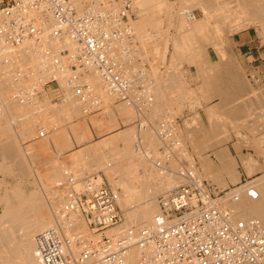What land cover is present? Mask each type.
<instances>
[{
  "label": "bare ground",
  "instance_id": "6f19581e",
  "mask_svg": "<svg viewBox=\"0 0 264 264\" xmlns=\"http://www.w3.org/2000/svg\"><path fill=\"white\" fill-rule=\"evenodd\" d=\"M138 1L139 2L135 1L136 7H142V6L147 5L146 1H144V0H138ZM187 1H189V3H190L191 0H187ZM193 1H195V0H193ZM158 2L156 1L154 4H157L158 6L163 5L161 2H159V3ZM236 2L238 3V6L236 3H234V2L233 3L237 7L240 8L241 12L239 11V13H241L242 16L249 17L250 23H252L255 20H258V22L260 21V23L263 22V25H264V0H242V1L240 0V2H238V1H236ZM222 3L223 2L219 3L215 0H205V2L203 3V6L205 9L204 11H206V13H204V14L208 15L209 18L211 17L210 13L212 16L214 15L213 12L214 13L217 12V15H218V13L221 11V14H222L223 12H225L223 10V7H222V6H224L223 5L224 3L223 4ZM234 4H232V5H234ZM116 5H114V6H116ZM228 5H231V4H228ZM109 7H111V6H109ZM111 8H109V10L112 12ZM227 8L228 7H225V10ZM115 9H116V7H115ZM140 10H142V9H140ZM115 12H117V10H115ZM226 13L230 14L229 10ZM234 13H235V15L238 14L235 11H234ZM228 14L226 16H228ZM222 16H224V15H222ZM222 16H221V18H222ZM230 17H232V16H230ZM185 18L180 17V22H179L180 29L181 30L188 29V31L193 30L192 32L193 33L195 32L197 34V37H198V32L203 33L207 38H210V42H212L211 46H213L215 49L220 48V51L218 52V54H220L222 56V54L224 53V50H226V48L224 47V44H227V43L229 44V41H230L229 38L231 37V35H233L230 33L231 31L229 32L230 35H229V33L228 34L225 33L228 37L227 36L224 37L225 35L222 34L224 30L222 28H220L219 25H217V26L214 25V27L213 26L209 27L210 25L207 26L206 24L208 23V21L206 20V18L205 19H195L192 21H186ZM156 20H158V19H156ZM168 20H169V18H168ZM201 20L203 21V23H201ZM188 22H193V23L190 24ZM236 23H238V22H236ZM156 24H159V23H156ZM193 25H195V27ZM132 27L134 30L135 37L138 40V43H140V45L137 47V49L134 50V52L137 55V57L139 56L142 58L141 60H143L144 49L145 48L148 49L149 47L152 46L153 43L150 42V40L149 41L146 40L147 35H143V33L145 31V30H143L144 28L141 29L140 26L138 28L134 23H132ZM152 32L153 31L151 30V33ZM145 33H150V32L147 31ZM188 34H189V32H188ZM150 35L151 34H149V36ZM190 36H192V35H190ZM218 40H221L222 43H217L216 41H218ZM45 42H46L45 47L43 49H40L39 52H31L30 51L27 54H25V53L20 54L18 56L17 62H15V63H17L16 66H12L8 62H6V63L0 62V131H1L0 132V143L2 142V138L4 136V135L3 136H1V135L5 134V130L13 129L17 132V136L21 141H30L31 142L30 145H32V146L28 147L29 151L33 150V152H34L36 150V151L41 152V153H43V152L47 153L51 149L52 150H58V151H60V150H62V151L66 150L67 151L72 147L74 142L76 144H74L73 146H75V145L78 146L77 145L78 143L80 145L79 141L86 140V139H89L90 137H92L90 135L91 131L89 130V126H91L92 129L96 128L93 126V124H99L101 126L100 128H96V129L98 130V132L100 134H102L101 132H103L102 136H104L106 138L103 137L102 140L99 139L100 142L104 143L103 145L101 144L102 146H100V147H99L100 142L98 144V142L95 141V142H97L96 143L97 145H93L91 147H90V145H91V143H90L89 148H86L85 150H87V153H89V154L92 153L91 155H85L83 153L84 150L83 151L78 150V152L76 153V156H75L74 152H76V151L71 149V151H74V152H72L74 154L72 156L74 158L73 161H75V160L78 161L77 165H76V163L74 164V162H73L74 166L72 168H69L68 170H66V172L67 171L68 172L64 174V177H62V175H61V177L58 180L57 179L56 180L54 179L55 181L53 180V183L55 185L60 183L59 186H56L57 188L58 187H60V188H58V189L53 188L52 190L48 189L52 192L51 199H48L49 197H47L45 192L41 193L39 191H36V189L27 192V190L24 187L25 184L23 185V183H25L24 178H26L24 176H26V175L28 176L30 171L28 173L29 167L28 168L25 167V164H24L25 162L21 163V167H22V171H23V172H21V174L23 173V175L21 177L22 178L21 183L18 182V185H17V182H16V186L12 187V185L9 182H8V184L6 182V185H9V184L11 185V187H9V188H11V190H8L9 191L8 195H7V190H6L5 196H2L0 194V196H1L0 197V204H3V205H5V207H7L6 211L0 215V264H40L39 256H38V253L36 250L37 248H36V244H35V238H36L37 234H39L42 231L56 225V224H53L52 222L56 221L57 218H59L58 212L63 211L66 208L67 204L70 206V203H71V198H70L71 196L70 195L72 194L71 192L81 193L82 191H84L85 183H83L81 181V179H82L84 173L87 174L89 172H93L92 171L93 166L91 163L88 162L89 161L88 158L89 157H90V159L93 158L92 155L95 151V148L100 149L102 147L103 151H104V149L107 150L106 152L104 151V153H102V154L99 153L100 150L98 151V153L100 154L99 159L102 162V164L99 166H102V169L105 170V173H106L109 181L111 183H113V185L115 184L117 187L122 189L121 192H117V193H119V205L122 207V209H124V214H125V216H124L125 217V224L123 225L122 228L131 227V226L136 227V228L151 226L154 222L155 217L158 216L160 213V211H159L160 207H158L157 202H156L157 196L159 194L161 195L162 193L166 194L181 184L180 183L181 177L177 174V170H176L177 169V165H176L177 163L175 162V160H173L170 150L167 151L166 154H162L159 150L160 146L162 145L160 138L158 136L159 132H167L171 138V142L173 143L175 140V142H176L175 146H177V147L183 146V144H182L183 140L181 141V139H180V135L183 133H181V130L176 129V126L175 127L173 126V123H172L173 120H171V118H173L172 117L173 115L169 116L167 118L165 117L164 126L162 125L163 128L160 127V129L157 130L156 128H153V125H152L151 126L152 128H150V126H148V127H145L144 130L142 129L140 131L141 135H139V136L142 139V144H143L142 146L144 147V149L142 147V150L141 149L140 150L143 152H140V150L137 149L136 146H135L136 148L133 146L134 147L133 151H135V153L131 154L130 157H124L122 155V150L125 148L126 149L132 148V139H131L132 138L131 137L132 131L131 130L116 131L117 129L115 130L116 131L115 133L110 131V129L112 127L114 128V126H117V123L121 122V119L119 118L120 116H123L124 118H126V115H128L129 113H132V111L134 112L133 109H136L135 104H131V103H129V101L119 102L118 105L114 104L113 106H107L104 109L99 110V114L93 116L90 120L83 121L81 118V120L83 122H79V123H77L78 121L74 122L76 124H70V125L66 126V128L63 127L62 128L63 130L59 129V131H57L58 128H55V127H57V125H59L60 123L63 124L65 121L73 120V118L75 119V115L77 113L78 114L81 113L80 110L83 108L84 103H88V105H89V103L91 102L92 99H95L98 101H103L104 103H106L111 98L113 99V94L110 93L108 86L103 83V80H102L99 72H92V71L86 72L85 76L80 81L78 80L77 82H75L74 85L80 84V82H84L85 84H87L88 90H84L83 93L80 95L75 94V93L73 95H69V97L67 95V100L66 101L64 100L65 102H63L60 105L59 104L58 105L52 104L51 102L42 103V102L38 101V99H35L33 101L31 99L30 100L26 99L25 101L21 102V98L18 99L16 97L17 93L20 94L22 92L21 94L25 95V94H28L29 92H31L33 89L35 90V89H37V87H41L42 83L44 84L45 81L51 77H55L61 86L66 85L65 89L68 91V94H69L70 89H68V87H69L68 82L70 81V79L65 74V72H63V69H58V67L55 68L53 65H51V63L49 61L51 59H49L48 56H46L44 53V50L46 47H49L52 45L55 46V44H57V42L54 40L53 41L49 40V39H47ZM214 42H216L215 45H214ZM209 45H210V43H209ZM68 49L74 56L76 53L75 48H73L72 46H68ZM119 50H121V49L119 48ZM119 50L116 49L115 53H118ZM208 53H209V51L207 49V45L206 46L203 45L201 48H199V49L196 48V50H195L196 60L198 59V57L200 58V56H204V55L206 56L205 61L202 62L203 65L202 64H201L202 66L200 65V68L203 69L202 71L205 72L204 77H203V80H204L203 84H204L205 88L202 90V87H201V91H203L202 93L203 94L205 93L204 97L206 96L204 99H207V97L210 96L212 93H217L219 95L225 96L226 102L228 103V106H229L230 103L232 104V102L235 104V100L238 99L236 97H238V96L240 97L241 95L247 96L248 95L247 93L252 94V92H251L252 90H250L251 88L249 89V87H247V85L242 81L239 73H237L235 71V65H233L231 63V61H233V60L227 59L226 63L225 62L222 63L221 69L218 70L215 68L214 64L210 60ZM227 53H228V51H227ZM132 55L133 54H131V56ZM231 55H230V57L232 58ZM70 57H69V59H70ZM59 58H61L62 63L66 62L68 59V57H59ZM224 58H223V60H225ZM213 70H216L218 72L219 84L216 83L217 85L212 82V78L210 75V73ZM173 75H175V74L173 73ZM163 77H164V79H162ZM163 77H161L160 81L159 80L158 81L153 80V82L155 84L152 83V86L153 85L154 86L151 89V92L147 93L148 92L147 91L146 95L143 93L145 98L140 102V104L143 105V109L145 110V112L148 111L149 114L150 113L154 114L153 117L155 116L156 112L161 111L162 106H168V108H173V110H174L175 107L178 106V103L181 101V99L178 97L176 98L177 100H173L174 98L172 99L171 97L174 95H180L181 89H182V88L180 89V87H181V84L183 82H181V84H180V82H178L179 80L177 81V79L174 76H171V77L163 76ZM243 80H244V78H243ZM145 81L146 80H144V82ZM147 82H148V80H147ZM69 83H70V87H72V83L71 82H69ZM143 85H145V83ZM147 85H149V83H147ZM147 85H145V86H147ZM152 86H148V87H152ZM85 88H86V86H85ZM262 89L260 88V90H262ZM146 90L147 89H145V91ZM101 92H102V94H101ZM65 93H67V92H65ZM259 93H261V91ZM255 94L253 93L252 95L255 96ZM30 95H31V93H30ZM193 95H195V94H192V96ZM190 96H191V93H190ZM29 97H31V96H29ZM161 97L163 98V100H165L164 101V102H166L165 104L163 101L161 103V101H160ZM255 97H257V96H255ZM191 98H190V100H191ZM212 98H214V97H212ZM185 100H187V96H186ZM197 100L195 98H193V100H191V101L192 102L194 101L196 103ZM243 101H242V103H243ZM117 102H118V100H117ZM251 102H253V101H251ZM261 102L258 98L257 104H261ZM160 103L163 105L161 106ZM189 103H191V102H189ZM196 104L198 105V103H196ZM253 104H255V102H253ZM86 105L87 104H85L84 107H87ZM104 105H106V104H104ZM142 105L141 106L139 105V106L142 107ZM221 105H222V103H221ZM221 105L220 106L217 105V107L213 106L209 109V115L211 117H213V119L215 117H221L223 110L226 111L225 108H227L228 106L227 107L225 106V108L223 109L224 105H223V107H221ZM244 105L246 106V107L244 106V109L249 110V108H250L249 104L247 103ZM159 106H161L160 109L157 108ZM95 107H96V104H95ZM136 107H137V105H136ZM163 108H165V107H163ZM253 108H255V107L253 106ZM258 108H261V107L259 106ZM94 109H96V108H94ZM238 109L239 108H237L234 112H232L233 113L232 116H237L238 113L239 114L241 113L240 109L239 110ZM245 110H242L244 114L250 113L247 111L245 112ZM137 111H139V110H137ZM141 111L143 112V110H141ZM166 111L167 110H165V112ZM168 111H169L168 113H171L169 109H168ZM263 111L264 110H262V113H263ZM145 112H143V113L146 114ZM256 112L258 113L259 111H256ZM139 113H141V112H139ZM243 113H241V114L243 115ZM134 115H136V113H134ZM141 115H143V114H141ZM127 117H129V116H127ZM132 117H133V114H132ZM134 117H136V116H134ZM155 117H158V115ZM255 117H253V118H255ZM137 118L138 117H136L135 120ZM124 120H127V118ZM40 121L42 122L43 126H41L42 124ZM127 121L128 122H126V121L125 122L128 124L129 120H127ZM194 122H195V120H194ZM263 124H264V122H263ZM66 125H67V123H66ZM125 125H124V127H126ZM250 125H249V127L253 126V125L252 126H250ZM259 125H260V122H259ZM39 127H41V128H39ZM49 127L52 128V130H50V131H52V133L46 132L45 134H43L41 136L37 135V133L38 134L40 133V130L43 131V129H44V131H46V129H48ZM263 127H264V125H263ZM120 128H121V126H120ZM210 129H212V128H210ZM217 129H219V127H217ZM254 129H255V126H254ZM254 129H252V130H254ZM261 129H259V131ZM263 130H264V128H263ZM3 131H4V133H3ZM15 131H13V132H15ZM211 131L213 132V130H211ZM220 131L222 132V130H220ZM255 131H253L252 133H254ZM133 133L136 134V131ZM137 133H138V130H137ZM201 133H204V135H205V136L201 135V136H203L202 139L204 137H206L208 134L206 132V129L194 131V133L191 134V137H190V138H192L191 143L199 144V145L202 144L203 142H201V140H198L199 134H201ZM7 134H9V136H10L9 132H7ZM11 134H13L12 131H11ZM13 135H11V136H13ZM36 135L38 137H36ZM209 135L210 134H208V136ZM217 135H218V133H217ZM15 136H16V133H15ZM213 136H216V135L213 134ZM41 137H43V139H40ZM18 138H17V140H18ZM179 139H180V141H179ZM211 139H212V137H211ZM134 140H136V139H134ZM207 140H208V138H207ZM220 140H218V141H220ZM259 140L261 142H264L261 139H259ZM5 141H6V139H5ZM11 141L12 140H10V142ZM121 141H125V142H123V144H122ZM226 141H228V139ZM6 142L5 143L3 142V143L7 144ZM10 142H8V143H10ZM32 142H34V143H32ZM210 142H211V140H210ZM221 142H222V140L220 141V143ZM11 144H13V142ZM133 145H134V143H133ZM241 146H242V144H241ZM177 147H175V148L177 149ZM206 147H209V145ZM182 148L184 150V147H182ZM197 149H198V147H197ZM237 149L239 150V148H237ZM194 150L196 151V149H194ZM2 152H3V148H2V146H0V153H2ZM10 153H12V152H10ZM15 153H17V152H15ZM186 153H187V150H186ZM8 154L6 156H8ZM184 154H185V152H184ZM199 154L200 153H198V155ZM149 155H150V157H149ZM25 156L26 155H24V157ZM163 156H165V159H170L172 161V163H171L173 166L172 169L164 168L163 165H160V164L158 165L156 163L152 165V163H154L155 160L153 161L151 159V157L156 159L157 157L163 158ZM184 156H186V155H184ZM217 156L219 158L218 160L220 161L219 165L213 164V162L208 161V159H203V161L201 160L202 161V163H201L202 164V166H201L202 171L199 169L200 170V172H199L198 170H196L197 169L196 166H195L196 168L195 167L193 168V165L191 168L192 171L199 178H201V176L204 175L207 179H210L211 181H213L216 184V186H218L221 189L227 188L228 184L236 185L237 183H239L240 182V172H239V169H238L235 161L233 160L234 158L233 159L230 158V156L227 154V152L225 150L220 151L219 154H217ZM20 157L23 158V156H20ZM69 157H70V155H69ZM69 157H68V162L70 160ZM133 157H136L138 159L139 164H142V166L144 168L147 167L145 169V171L142 172L141 175L134 176V175H132L134 173L129 174L128 173L129 169L125 167V166H127L128 160H131ZM2 158H4V157H2ZM15 158H16V156H15ZM113 158L118 159V165L116 167L109 164V161H111ZM12 159H14V157ZM18 159H19V157H18ZM26 159L28 160V158H26ZM4 160L5 159H3V161ZM241 160H242L245 168H247L248 171L251 172V174L252 173L254 174V172L259 170L257 163H255L256 160L254 161V159L252 157L246 158V157L241 156ZM14 161L17 162L18 160L16 161L14 159ZM21 161H23V160H21ZM42 161H45V160H42ZM97 161H99V160H97ZM59 162H61V159L58 162H52L51 164H49L47 166L45 165L46 166V167L44 166L45 168L40 169V167H39L40 170H38V171H45L44 172L45 174H46V172H50V174L51 173L54 174L53 172L55 170H57L58 168L61 169L63 167V169L64 168L66 169V166H68V165H65L64 162L63 163L62 162L59 163ZM99 162H98V164H99ZM174 162H175V164H174ZM257 162H258V160H257ZM44 164H45V162H44ZM73 164H71V166ZM190 164H193V161H191ZM26 165H29V164L27 163ZM40 165H42V164H40ZM71 166H69V167H71ZM99 166H97V167H99ZM189 166H191V165H189ZM18 167H20V166H18ZM1 168H3L4 170H8V165L6 168L5 163L1 162L0 163V170L2 171ZM9 168H10V166H9ZM94 168H95V166H94ZM10 170H11V168H10ZM3 173H4V171H3ZM9 173L11 174V171ZM16 173H18V172H16ZM200 173L203 175L200 176ZM52 174H51V176H54ZM5 175H6V173H5ZM5 175H4V177H5ZM11 175H13V174H11ZM87 175H89V174H87ZM15 178H16V176L14 177V179ZM8 181H10V180H8ZM261 183H264V176L261 178L255 179L252 183L253 189L255 190V193L257 196L256 199H250L247 197V193H246V191H247L246 187L247 186L241 187L235 191L236 193L241 195V201L239 203L235 204V206H234V209H235L239 219H241V220L256 219V220H259L264 225V186H262L260 191H258L256 189V185L261 184ZM33 185H36V184H33ZM113 187H115V186H113ZM34 188H35V186H34ZM39 190L42 191V189H39ZM115 191H117V189ZM2 193H3V191H2ZM63 203H65V206H63L64 205ZM58 204H59V207H63V209L60 208L61 210L57 209L58 211H52L53 209H51V207L52 206H58ZM69 216H70V219L72 220V223H74L76 226L75 229H72L69 233L74 234L76 236L81 235L84 237V239H89V237H91V236L89 235V232L85 227L86 223L84 222V224H85L84 225L83 220L80 217H78L76 214L75 215L69 214ZM140 255H141V252L139 250H133L130 253L129 264H138V260H139Z\"/></svg>",
  "mask_w": 264,
  "mask_h": 264
},
{
  "label": "built area",
  "instance_id": "2783aa9c",
  "mask_svg": "<svg viewBox=\"0 0 264 264\" xmlns=\"http://www.w3.org/2000/svg\"><path fill=\"white\" fill-rule=\"evenodd\" d=\"M117 1L122 3L118 14L105 8L104 3ZM135 10L134 0H0V62L16 66L20 54L39 52L47 39L54 40L57 44L44 53L51 65L63 69L75 94L88 90L75 82L86 72H99L113 98L136 104L145 98L137 94L143 79L125 74L137 63ZM68 46L76 52L70 59ZM59 57L68 59L62 63ZM34 98L25 96L21 102ZM158 136L160 152L172 150L169 134ZM142 145L140 137L137 149ZM177 174L181 184L160 197L159 215L142 228H122L125 217L119 194L99 178H86L84 191L70 195V206L58 212L56 225L37 234L40 264H129L133 250L141 252L138 264H264V225L256 219H239L234 209L241 201L235 191L241 187L247 186L248 198H257L253 181L220 190L192 169L181 166ZM69 214L86 223L89 239L69 233L76 227Z\"/></svg>",
  "mask_w": 264,
  "mask_h": 264
},
{
  "label": "rangeland",
  "instance_id": "374dc122",
  "mask_svg": "<svg viewBox=\"0 0 264 264\" xmlns=\"http://www.w3.org/2000/svg\"><path fill=\"white\" fill-rule=\"evenodd\" d=\"M135 1L139 2L138 0H135ZM135 1H134V3H135V8H136V10H135L136 14H135V18L133 19L132 23H134L138 28H139V26L141 29L144 28L143 30H145V31H144L143 35H147L146 40H148V41L150 40V42H152L153 44L148 49H146V48H145L146 50L144 49L143 60H141L142 59L141 57H139V56L137 57V55H136V57H134V59L137 60L136 65L127 68L125 70V74L129 73L131 76H134V75L139 76L140 75V77L143 79V84L145 83V85H147V83H149V85H147V86L144 85V87H143L144 89L142 88L140 91L137 92V94H143L144 93L146 95L147 93H150L151 89L154 86V85L152 86V83H154L153 80H155V81L159 80L160 81L161 77H163V76H165V77L174 76L177 79V81L179 80L178 82H180V84H181V82H183L181 84V87H180V89L182 88L184 90L183 91L181 89V93H180L181 96L180 95H174L171 97L172 99L174 98L173 100H177L176 99L177 97L181 99V101H180L181 103L180 102L178 103L179 107L177 105H176L177 107H175L176 112L172 116L173 117L172 120L174 122V125L178 129H180L182 131V133L185 134L183 136L184 140H185V149L181 150V151L180 150L176 151L175 149H172L173 153H171L173 160H175V162L177 163L176 164L177 165V169H176L177 172H178L179 167H181V166L191 169L192 165H193V168L196 166L197 167L196 170H198L200 172V170L202 171V167H201L202 164L201 163H202L203 159H208L209 161L213 162V164L219 165V160H218L219 158H218L217 154H219V152L221 150H223V151L225 150L227 152V154L230 156V158H232V159L234 158L233 160L235 161V163L239 169V172L241 173L242 176L250 177L251 181H254L257 178L263 177L264 176V147H263L264 142H261L259 140V139H261L262 141H264V130H263V128H264L263 127V125H264L263 124V122H264V111L262 113V110H264V107H263L264 106V97H263L264 96V27H263L264 25H263V22L260 23V21L258 22V20H255L252 23H250L249 17L242 16L241 13H239V11L241 12V10L239 7H237L238 3L236 2V1L240 2V0H234V1L233 0H215L219 3L220 2L224 3V4L222 3L224 5L222 7H223V10L225 12H223L221 14V11H220L218 13L219 16L217 15V12L216 13L213 12V14L215 16L214 15L212 16L210 13V16H211L210 18L208 17V15L204 14V13H206V11H204L205 9L203 6V3L205 2V0H195V1L191 0L190 3L187 0H144V1H146L147 5L142 6V7H136ZM156 1L161 2L163 5L158 6L157 4H154ZM233 2L236 3L237 6ZM119 3H120V1H117V5L116 4L109 5L108 3H104V5H105V8H107V9L112 7L111 8L112 12H115V10H117V12H115L113 14H118L120 9L122 8V3H120V4ZM228 4H231V5H228ZM232 4H234V5H232ZM114 5H116V6H114ZM109 6H111V7H109ZM115 7H116V9H115ZM225 7H228V8L225 10ZM140 9H142V10H140ZM228 10H229V13L231 15L226 13V12H228ZM234 11L237 12L238 14L235 15ZM189 13H192L195 18L190 19L189 18L190 16L188 15ZM227 14H228V16H226ZM222 15H224V16H222ZM221 16L223 19L221 18ZM230 16H232V17H230ZM180 17H184V18L186 17L185 18L186 21H192L195 19H205L206 18V20L208 21V23L206 24L207 26L210 25L209 27H211V26L214 27V25L215 26L219 25V27L224 30L222 33L223 35H225L224 37H226L227 36L226 34H228L231 31L230 33L233 35H231V37L229 38L230 41L228 40L229 44L228 43L224 44V47L226 48V50H224V53L222 54V56L220 54H218V52L220 51V48H216L217 49L216 50L213 46H211L212 42H210V38H207L203 33L198 32V37H197V34L195 32L194 33L192 32L193 30H189V31H188V29L181 30L179 27ZM168 18H169V20H168ZM156 19H158V20H156ZM236 22H238V23H236ZM156 23H159V24H156ZM188 23L191 24L193 22H188ZM201 23H203L202 20H201ZM193 26L195 27V25H193ZM151 30L153 31L152 33H151ZM147 31H149L150 33H145ZM188 32L192 36H190L188 34ZM230 33H229V35H230ZM149 34H151V35L149 36ZM216 42L222 43L221 40H218ZM216 42H214V45L216 44ZM137 43H138V40H137ZM209 43H210V45H209ZM202 44L204 46L207 45V49L209 51L208 56H209L210 60L212 61V63L214 64L216 69H218V70L221 69L222 63H224V62L226 63L227 59L234 61V62L231 61V63L233 65H235V71L237 73H239L242 81L247 85V87H249V89L251 88L250 90H252L251 91L252 94L253 93L257 94V95L255 94V96H257L259 98L260 102L262 101L261 104H257L258 98L255 97L254 95H252L251 93H250L251 95L249 93H247L248 94L247 96L243 95L242 97L241 96L236 97L238 99L235 100V104L232 102V104L230 103L229 106H228V103L226 102L225 96L219 95L217 93H212L211 96H209L210 98L207 97V99H204L205 93L204 94L202 93L203 91H201V87H202V90L205 88L204 84H203V81H204L203 77H204L205 72L202 71L203 69L200 68V65L201 64L203 65L202 62L205 61L206 56L205 55L200 56V58L198 57L197 60L195 57L196 48H198V49L201 48L203 46ZM138 45H140V43H138ZM227 51H228V53H227ZM229 54L232 56V58L230 57ZM70 56L72 57L73 54L71 53ZM223 58L225 60H223ZM173 73L175 75H173ZM210 75H211L212 81L213 82L215 81L214 83L219 84L218 72L216 70H213L210 73ZM52 78L55 79L54 77H52ZM243 78H244V80H243ZM162 79H164V77ZM48 80L50 81L51 79H48ZM144 80H146V81L144 82ZM147 80H148V82H147ZM49 81L46 80V82L44 84L42 83V86L40 85L41 87H37L38 90L40 89L39 91L37 89H35V90L33 89L31 92H29L28 94H25V95H22L21 94L22 92L20 94L17 93L16 97L18 99H20V98L22 99L23 97L25 98V96L26 97L34 96V97H37L36 99H38V101H40L42 103L51 102L52 104H57V105L59 104L60 105L67 100V95H68V97H69V95H73L74 90L73 91L70 90V92L68 94V91L65 89L66 85H64V86L62 85V87H61V85L58 82H49ZM80 83L83 84V85H80V89H84L85 86L87 87V84L84 85V82H80ZM68 84H69L68 89H70L71 88L70 83L68 82ZM148 86H152V87H148ZM260 88L261 89L263 88V89L260 90ZM145 89H147V90L145 91ZM260 91H261V93H259ZM65 92H67V93H65ZM30 93H31V95H30ZM190 93H191V96H190ZM101 94H102V92H101ZM192 94H195V95L192 96ZM186 96H187V100H185ZM212 97H214V98H212ZM190 98H191V100H193V98H195L196 100L198 99L196 102V103H198V105L194 101L192 102L190 100ZM113 99L111 98L106 103H104L103 101H98V100L92 99L93 101L91 100L89 105H88V103L83 104V108H82L83 110L82 109L80 110V112L82 114L77 113L75 115V119L73 118V120L65 121L63 124L60 123L55 128H58L57 131H59V129L63 130L62 129L63 127L66 128V126H68L70 124H76L74 122L78 121L77 123H79V122H83L85 120H90L93 116L99 114V110L104 109L107 106H113L114 104L118 105L119 102L121 101V98L119 96L116 98H113ZM117 100H118V102H117ZM242 101L244 104H247V103L249 104V106H250L249 110L244 109L245 105L242 103ZM251 101L255 102L256 105L253 104V102H251ZM189 102H191V103H189ZM135 103H137V104H135L136 109H133L134 112L132 111V113H129L128 115H126V118H127V120H129V123L127 124L126 122H128V121L124 120L126 118H124L123 116H120L119 118L121 119V122L117 123L118 127L114 126V128L112 127L110 129V131L114 132V133L116 131H119V130L120 131L131 130L132 131V134H131L132 138L131 139H132V148L133 149L136 146L137 139L140 138V136H139V135H141L140 126H142V124L145 127H148L150 125L154 126L156 123L155 120L159 119L158 121L162 120V122H163L165 117L167 118L171 115V113H168L167 106H165L166 109L163 108V111L160 113L159 118L155 117V119H153L152 115H154V114H152V113L149 114L148 111L145 112V110L143 109V105L140 104V102L138 103L135 101ZM221 103H222V105H221ZM85 104H87L86 105L87 107H84ZM95 104H96V107H95ZM104 104H106V105H104ZM136 105H137V107H136ZM139 105L140 106L142 105V107H140ZM217 105H219V106L221 105V107H223V105H224L223 109L225 108V106L226 107L228 106L227 108H225L227 112L223 110L221 117H215L213 119V117H211L209 115V109L213 106L217 107ZM253 106L255 108H253ZM259 106L261 108H258ZM94 108H96V109H94ZM237 108L240 109L241 113H243L242 110H245V112L247 111L250 113L249 114L243 113V115L241 113L240 114L238 113V115L236 114L237 116H231L233 114L232 112H234ZM137 110H139V111H137ZM141 110H143V112H145L146 114H144ZM165 110H167V111L165 112ZM256 111H259L260 113L259 112L257 113ZM139 112H141V113H139ZM134 113H136V115H134ZM132 114H133V117H132ZM141 114H143V115H141ZM127 116H129V117H127ZM134 116H136L138 118L135 120L136 117H134ZM253 117H255V118H253ZM81 118L83 121L81 120ZM194 120H195V122H194ZM258 121L260 122V125H259ZM66 123H67V125H66ZM41 124H42V122H41ZM132 124L133 125L135 124V125L133 126ZM156 124H158V123H156ZM119 125L121 126V128ZM124 125L126 127H124ZM158 125L161 126L160 124H158ZM158 125H155V126H158ZM249 125L250 126L253 125V126L249 127ZM41 126H43V125H41ZM93 126L96 128L101 127L99 124H93ZM254 126H255V129H254ZM217 127H219V129L222 130V132L219 129H217ZM39 128H41V127H39ZM49 128L46 129V131H44V129H43L44 133H46V132L52 133V131H50V130H52V128L51 127H49ZM96 128L92 129L91 126H89V130L92 133V134L90 133V135L92 137H90L89 139H86V140L79 141L80 145L78 143L77 144L78 146H76V145L73 146L74 144H76L74 142L72 147L69 149L68 153H67V151L64 152L62 150H60V151L53 150L50 152V153H52L51 158H53V161L58 162V159H60L62 157V158H64V161H62V163L64 162L65 165H68V166H66V169L65 168L63 169V167L61 169L58 168L57 170H55L53 172L54 174L51 173L54 176H51L50 172H46V174H45L44 173L45 171H38L39 165L42 162H36V159H33V151L28 150V147L32 146L29 144L30 141H23L24 142L22 144L23 151L21 152V155H19V160H23L22 162H25L24 163L25 167H27V168L29 167L28 168L29 170L27 169L28 173L30 171V173L28 174L29 177L27 175L24 176V177H26V179L24 178L26 181H25V183H23V185L25 184L24 187L27 190V192L36 189V191H39L41 193L45 192L47 197H49L48 199H51L52 192L48 189L52 190L53 188H56V189L60 188V187H58V188L56 187V186H59L60 183L55 185L53 183V180L54 179L58 180L61 177V175H62V177H64V174L68 172V171L66 172V170H68L69 168H72L75 163L77 165L78 161H76V160H75L76 162L73 161L74 158L72 156L74 154L72 152L76 151V152H74L75 156H76V153L78 152V150L79 151L84 150L83 153L85 155H91L92 153H90V154L87 153V150H85V149L89 148L90 143H91V145H90V147H91L93 145H97L96 144L97 142L99 144V142H100L99 139H101V140L103 139V137H104V136H102L103 132H101L102 134H100ZM210 128H212V129H210ZM258 128L259 129L262 128V129L259 131ZM201 129H203V130L206 129V132L208 134H210L211 136L210 135L208 136V134H207V136L204 137L203 138L204 140H203L202 137L205 135H204V133H201V134H199L198 140H201V142H203L204 144L203 143L200 145L199 144H191V139H190L191 133L195 130L199 131ZM252 129H254V130H252ZM137 130H138V133H137ZM207 130L208 131L210 130V131L208 132ZM211 130H213L214 133ZM135 131H136V134L133 133ZM253 131H255V132L252 133ZM188 133H190V135ZM217 133H218V135H217ZM213 134L216 136H213ZM38 135H40V134H38ZM201 135H203V136H201ZM36 137H37V135H36ZM211 137H212V139H211ZM104 138H106V137H104ZM207 138H208V140H207ZM134 139H136V140H134ZM220 139L222 140L221 143H220V141H221ZM227 139H228V141H226ZM210 140H211V142H210ZM218 140H220V141H218ZM95 141H97V142H95ZM133 143H134V145H133ZM101 144L103 145L104 143L100 142L99 147L102 146ZM241 144H242V146H241ZM208 145H209V147H206ZM161 146H160V149H161ZM196 146L198 147V149ZM101 148L100 149L95 148V151L92 155L93 158H91V159H90V157L88 158V160H89L88 162L91 163L93 166V170H92L93 172L87 173L89 175L84 173L81 181L84 183V180L86 178L96 177V178H99L100 182H102L101 180H103L106 184H109L113 188L114 191L117 189V191H115V192H121L122 189L117 187L115 184L113 185V183H111L109 181V179L105 173V170L102 169V166H99L102 164V162L99 159V156H100L99 153L102 154V153H104V151L105 152L107 151L106 149H104V151H103V148L102 149ZM237 148H239V150ZM71 149L74 151H71ZM129 149L130 148H127V149L125 148L122 150V155L124 157H130L131 154H133V152L128 154V155L126 154ZM143 149H144V147H143ZM194 149H196V151ZM186 150H187V153H186ZM98 151H99V153H98ZM140 152H143V151L140 150ZM184 152H185V154H184ZM26 153L28 155H26ZM198 153H200L201 155L199 154L200 155L199 156ZM24 155H26V156L24 157ZM69 155H70V157H69ZM184 155H186V156H184ZM20 156H23V158ZM241 156L246 157V158L252 157L254 159V161L256 160L255 163H257L259 170L254 172V174L253 173L251 174V172L248 171L247 168H245L243 162L241 161ZM68 157L70 159L69 162H68ZM149 157H150V155H149ZM26 158H28V160ZM49 158H47V159H49ZM96 159L99 160L100 162L97 161ZM115 159H117V158H113L111 161H109V164L116 167L118 165V159H117V162H114ZM151 159L153 161L155 160L154 163H152V165L156 163L158 165L159 164L163 165L164 168H168V169H172V167H173L171 164L172 162H169L170 160L165 159V156H163V158L160 157V158H156V159L151 157ZM131 160H129V161H131ZM257 160H258V162H257ZM191 161H193V164H190ZM26 162L29 165H26L27 164ZM73 162H74V164H73ZM98 162H99V164H98ZM175 162H174V164H175ZM59 163H61V162H59ZM71 164H73V165L71 166ZM128 165H130V167H128ZM189 165H191V166H189ZM69 166H71V167H69ZM94 166H95V168H94ZM97 166H99V167H97ZM125 167L129 169L128 173L129 174L134 173V174H132L134 176L141 175L142 172L145 171V169L147 168V167L144 168L142 166V164H139V162H135V163L134 162H127V166H125ZM15 172H18V171H15ZM201 175H203V174L200 173V176ZM8 177L9 178H5V180H7V184L9 182L8 180L10 178H13V176H8ZM201 178L203 180H207L208 182H210L211 184L216 186V184L213 181H211L210 179H207L204 175L201 176ZM0 179L1 180L4 179L1 174H0ZM3 181L0 182L1 183L0 184V194L2 195L4 193H6V190H7V195H8L9 194L8 188L11 187V185H12V187L16 186V184L9 182L11 185L10 184L6 185V182H3ZM33 184H36V185H33ZM17 185H18V183H17ZM112 185L115 187H113ZM34 186H35V188H34ZM262 186H264V183L257 184L256 189L258 191H260ZM216 187L220 190L228 189V187L222 188V189L219 188L218 186H216ZM38 188L42 189V191L39 190ZM2 191H3V193H2ZM71 193H73V192H71ZM162 195H163V193L161 195L159 194L156 198V202H157L158 207H160L159 206V199ZM63 204L62 205L65 206V203H63ZM67 206H68V204L66 205V207ZM6 208L7 207H5V205L0 204V215L6 211ZM60 208L63 209V207H59V204H58V206H52L51 207V209H53L52 211H58ZM120 208L122 209L121 206H120ZM122 211L124 213V209H122ZM159 211H160V208H159ZM124 216H125V214H124ZM57 222L58 221L56 220V221H53L52 223L56 224ZM83 224H84V221H83ZM85 227L87 229L86 225H85Z\"/></svg>",
  "mask_w": 264,
  "mask_h": 264
},
{
  "label": "crops",
  "instance_id": "0c3cea01",
  "mask_svg": "<svg viewBox=\"0 0 264 264\" xmlns=\"http://www.w3.org/2000/svg\"><path fill=\"white\" fill-rule=\"evenodd\" d=\"M213 82V81H212ZM214 83V82H213ZM216 84V83H215ZM217 85V84H216ZM211 96V95H210ZM206 97V96H205ZM209 97V96H208ZM241 97H242V95H241ZM160 101H161V103H162V101L164 102L165 100H163V98L161 97V99H160ZM160 103V104H161ZM166 102H164V104H165ZM163 104H161V106H162ZM161 106H159V107H157V108H161ZM163 107H165V106H162V109H161V111L160 112H162V110H163ZM167 108H168V106H167ZM158 109V110H159ZM164 109H166V108H164ZM169 110H170V112H171V115L170 116H172V115H174L173 113H175L176 111H175V109L173 110V108H168ZM157 110V111H158ZM173 112H172V111ZM160 112H156V115H158V117L157 118H159V115H160ZM169 112V111H168ZM155 115V116H156ZM153 116V115H152ZM154 116V117H155ZM232 116V115H231ZM153 117V119H155ZM159 119H157V120H155L156 121V123H158V124H160L161 126H155V125H158V124H156L155 123V125L153 126V128H155L156 127V129L158 130V129H160V127H163L164 126V121H165V119L163 120V122H162V120L161 121H158ZM171 120H172V118H171ZM162 122V123H161ZM173 123V126L175 127V125H174V122H172ZM43 125V124H42ZM163 125V126H162ZM150 127H151V125H150ZM152 128V127H151ZM176 129H178L177 127H176ZM4 130V129H3ZM180 130V129H179ZM11 131H12V133L14 134H11ZM13 131H15V130H13V129H8V130H5V134H2L1 136H3V138H2V144L0 145V146H2V148H3V152L2 153H0V161L2 162V163H5V165H6V168H7V165H8V170H4L3 168H1L2 169V171L0 172V174L4 177V175H5V173H6V175H5V177H4V179L5 178H9L8 176H10L11 174H14L15 176H16V178L14 179V175H11V176H13V178H10L9 180V182H11V183H13V184H16V182L18 183H21V180H22V175H23V173L21 174V172H23L22 171V167H21V163H22V161L21 160H19L18 159V157H19V155L21 154L20 152L21 151H23V149H22V144H23V141H21L19 138H18V136H17V132L15 131V132H13ZM196 131V130H195ZM1 132V131H0ZM7 132H9L10 133V136H9V134H7ZM41 132V131H40ZM3 133H4V131H3ZM15 133H16V136H15ZM37 133V132H36ZM181 133H182V131H181ZM194 133V131L191 133V134H193ZM40 134V133H39ZM11 135H13V136H11ZM37 135H38V133H37ZM183 135H185L184 133L183 134H181L180 135V139H181V141H182V144H183V146L182 147H184V149H185V140H184V137H183ZM189 135H190V133H189ZM9 136V137H8ZM38 137V136H37ZM183 137V138H182ZM190 137H191V135H190ZM16 138V139H15ZM17 138H18V140H17ZM5 139H6V141H5ZM40 139H43V137H41ZM180 139H179V141H180ZM189 139V138H188ZM190 139H192V138H190ZM4 140V141H3ZM10 140H12L11 142H10ZM6 142L7 144H4V143ZM8 142H10V143H8ZM13 142V144H11ZM122 142V144H123V142H125V141H121ZM184 142V143H183ZM192 142V141H191ZM16 143V144H15ZM32 143H34V142H32ZM36 143V142H35ZM4 144V145H3ZM15 144V145H14ZM29 144H31V142H29ZM28 144V145H29ZM191 144H193V143H191ZM9 145V146H8ZM15 147H14V146ZM176 145V142H175V140H174V142L172 143V148L171 149H175L176 151H177V149L178 150H183V148L182 147H180V146H175ZM6 146V147H5ZM8 147V148H7ZM20 147V148H19ZM175 147H177V149L175 148ZM7 148V149H6ZM18 150H17V149ZM6 151H5V150ZM16 150V151H15ZM134 149L133 148H130L128 151H127V155L128 154H130V153H132V151H133ZM160 150V149H159ZM14 151V152H13ZM33 151V150H32ZM36 151V150H35ZM33 152V159H35L36 158V161L37 162H43V164L42 165H39V167H40V169L41 168H45L47 165H49V164H51L52 162H56V161H53V158H51L52 157V153H50L51 151H53L52 149L49 151V152H47V153H45V152H43V153H41V152H38V151H36V152ZM68 151L69 150H67V153H68ZM221 151H223V150H221ZM9 154H8V153ZM10 152H12V153H10ZM15 152H17V153H15ZM64 152H66V150H64ZM170 152L171 153H173V150H170ZM8 154V156H6L7 154ZM38 153V154H37ZM50 153V154H49ZM135 153V151H133V154ZM16 154V155H15ZM49 154V155H48ZM26 155H27V153H26ZM15 156H16V158H15ZM46 156V157H45ZM61 156V155H60ZM63 156V155H62ZM2 157H4V158H2ZM6 157V158H5ZM14 157V159L18 162H15L14 161V159H12ZM50 157V158H49ZM10 158V159H9ZM47 158H49V159H47ZM157 158H160V157H157ZM3 159H5L4 161H3ZM41 159V160H40ZM47 159V160H46ZM61 159V162L62 161H64V158H60ZM60 159H58V161H60ZM42 160H45V161H42ZM168 160H170V159H168ZM9 161V162H8ZM209 161V160H208ZM242 161V160H241ZM0 162V163H1ZM44 162H45V164H44ZM114 162H117V159H115V161ZM128 162H138V160L136 159V157H133L132 158V160L131 161H129L128 160ZM169 162H172L171 160L169 161ZM211 162V161H210ZM220 162V161H219ZM2 165V164H1ZM46 165V166H45ZM131 165V164H130ZM130 165H128V167H130ZM9 166H10V168H11V170H10V168H9ZM18 166H20V167H18ZM45 166V167H44ZM13 167V168H12ZM15 167V168H14ZM17 167V168H16ZM21 168V169H20ZM40 169H38V170H40ZM18 170V173H16L15 171H17ZM20 170V171H19ZM3 171H4V173H3ZM11 171V174L9 173ZM14 172V173H13ZM4 174V175H3ZM17 174V175H16ZM20 178V179H19ZM4 179H2V181L4 180ZM17 179V180H16ZM26 179V178H25ZM251 178L250 177H248V176H242L241 175V173H240V182L239 183H237L236 185H233V184H228V188H231V187H238V186H240L241 185V183L243 182V181H245V180H250ZM1 181V180H0ZM26 181V180H25ZM4 182H7L6 180H4ZM15 182V183H14ZM14 187V186H13ZM8 190H11V188H8ZM6 194L4 193V194H2V196H5ZM1 197V196H0Z\"/></svg>",
  "mask_w": 264,
  "mask_h": 264
}]
</instances>
